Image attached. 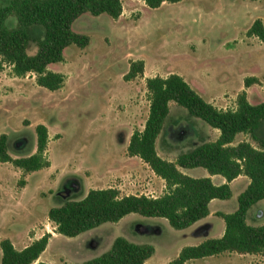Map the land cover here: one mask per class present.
Listing matches in <instances>:
<instances>
[{
  "label": "rangeland",
  "instance_id": "1",
  "mask_svg": "<svg viewBox=\"0 0 264 264\" xmlns=\"http://www.w3.org/2000/svg\"><path fill=\"white\" fill-rule=\"evenodd\" d=\"M7 1L0 0V4ZM257 19L264 23V0H182L157 8L143 0H123L118 19L86 12L74 21L72 30L88 35L90 44L86 48L72 44L65 48L63 61L48 65L49 71L65 75L61 89L50 91L37 84L35 74L20 77L6 66L0 75V134L8 135L13 157H25L36 151V126L45 124L51 166L24 175L12 163L0 162V240L10 238L20 245L28 237L56 233L49 210L68 199H82L91 189L156 193L147 187L154 183L152 173L127 153L132 133L144 128L149 115L148 77L180 74L205 100L221 109L235 108L243 90L250 103L263 102L264 43L247 33ZM16 24L17 19L11 17L9 25ZM36 51L32 43L29 53ZM133 60H144L145 73L127 81L125 74ZM251 76L259 82L246 88L245 79ZM194 118L185 107L171 102L157 147L163 150L167 136L177 139L185 133L187 137L179 142L181 149H192L197 140L208 135L203 128H211ZM192 125L197 128L196 135ZM259 135L264 136V126ZM243 140L256 144L244 133L237 134L234 144ZM207 172L203 167L191 171L196 176ZM20 180H25L24 187ZM221 180L223 176L217 175L213 183L221 185ZM249 180L245 176L235 181L232 197L216 199L212 209L237 210L238 196ZM205 222L212 224L207 238L221 237L225 221L218 212ZM247 222L264 224V199L250 208ZM192 230L175 229L163 217L132 213L76 237L59 234L42 258L51 264L82 262L101 255L122 236L155 247L148 264H167L183 247L200 243ZM187 264H264V256L225 253Z\"/></svg>",
  "mask_w": 264,
  "mask_h": 264
},
{
  "label": "trees",
  "instance_id": "2",
  "mask_svg": "<svg viewBox=\"0 0 264 264\" xmlns=\"http://www.w3.org/2000/svg\"><path fill=\"white\" fill-rule=\"evenodd\" d=\"M149 7L182 0H143ZM106 13L118 19L123 13V0H8L0 4V72L10 66L17 76L35 74L39 86L50 91L61 89L66 77L49 71L48 65L64 59L66 47L75 44L86 48L90 37L72 30V24L83 13ZM17 19L16 26L9 19ZM249 36L264 43V23L257 19L248 30ZM37 51L29 53L31 44ZM144 60L130 62L125 74L127 81L144 76ZM259 79H245L250 87ZM150 101L149 115L142 130H135L127 153L140 157L150 169L166 181V191L159 197L145 194H122L115 187L91 189L82 199H68L49 210V219L56 233L76 237L108 222H119L137 213L146 217H163L175 229H186L210 214V202L227 200L233 195L230 182L240 175L250 183L238 196V208L232 213L218 212L225 221L222 237L208 238L198 245L183 247L179 255L167 264H187L189 261L225 253L264 256V224L253 226L247 222L250 208L264 199V101L250 103L247 91L238 94L235 108L221 109L205 100L186 79L177 73L156 75L146 79ZM185 107L189 116L199 118L220 130L218 139L204 142L179 154L175 161L161 157L157 140L164 131L170 114V104ZM35 153L13 157L9 152L8 135L0 134V162L12 163L23 174L51 166L47 157L49 130L40 123L36 126ZM249 135L250 140L234 144L237 134ZM205 168L211 175H222L226 183L215 185L211 177H192L180 168ZM20 187L25 180H20ZM51 233H45L23 249H17L10 238L0 242L2 264H51L39 261L46 250ZM156 249L152 244L134 243L119 236L101 255L82 261L63 264H148Z\"/></svg>",
  "mask_w": 264,
  "mask_h": 264
},
{
  "label": "crops",
  "instance_id": "3",
  "mask_svg": "<svg viewBox=\"0 0 264 264\" xmlns=\"http://www.w3.org/2000/svg\"><path fill=\"white\" fill-rule=\"evenodd\" d=\"M0 75H1V72H0ZM211 103H212V101H211ZM214 105H215V104H214ZM170 111H171V104H170ZM193 121H199V120L196 119V118H194ZM199 123H200V121H199ZM201 125H202V126H205V124H204L203 122H201ZM192 126H193V125H192ZM205 128H206L207 131H208V135H205L204 137L200 138L201 141H198V140H197V142L195 143L196 145H194V147H195V146H198V145H200V144H202V143H204V142L214 141V140L218 139V137H219V135H220V130H218V129H216V128H213V127H211V128H207L206 126H205L203 129H205ZM192 129H194V130L192 131L193 134L196 135V133H197V128H196L195 126H193ZM211 133H213L214 135L212 134L213 136H211ZM184 134H185V133H184ZM184 134H180V136H179L177 139H173L170 135L167 136V137L165 138L166 140L163 141V142H164V145H165V147H164L163 150H160V149L157 147L158 145L156 144L157 151H158L159 155H160L161 157L167 159V160L175 161L176 158H177V156H178L179 154L188 151V150H185V149H181V148H182L181 146H182V143H183L182 140H184L185 137H187V136H185ZM189 136H190V135H189ZM188 138H189V137H188ZM158 140H159V138H158ZM158 140H157V143H158ZM179 142H182V143L179 144ZM178 144H179L180 146H179ZM131 158L139 159V161H141V163L143 164L142 168L145 167V170H146V168H147V169L152 173V175H153V177H154V179H153V180H154V183L150 184V185L147 186V187H148V190H151V191L155 190V191H156V193L152 192V193H132V194H145V195H147V196H151V197H159V196H161L162 194H164L165 191H166V181H165L163 178L157 176V175H156V174L150 169V167H149V166H148V165H147V164H146V163H145L140 157H138V156H132ZM180 169H181L185 174L190 175V176H192V177L210 176L211 179H212V181H214L215 177L217 176V175H211V174H209V172H207V174H205V175H199V176H196V175H193V174L191 173V171H193V168H180ZM242 177H245V175H240L238 178H236V179H234L233 181H231V182H230V185H232V184H233L235 181H237L238 179H242ZM224 181H226V179L223 177V180L220 181V182H222L221 184H223ZM249 181H250V180H249ZM216 184H220V183H216ZM215 201H216V199H214V200H212V201L210 202V206H209V207H210V214H209L207 217H205V218H203V219L197 221L196 223H194L193 225H191L190 227H188L189 229H190V228H193L192 233H193L194 235H196V236L199 238L200 243H201L202 241H204L205 238L208 239V238H207V236H209V235H208V234H209L208 229H209V228L211 229V227H212V224L205 222L206 219H209L212 215H214V214L217 213V212H223V211H221V210H219V209H215V210L212 209V205L215 203ZM223 213H227V212H223ZM102 225H103V224H102ZM96 228H97V227H96ZM94 229H95V228H94ZM86 232H87V231H86ZM224 232H225V229L222 228V229H221V237L223 236ZM57 235H59V233H55V232H53L52 237L50 238L49 244H50L52 238L55 237V236H57ZM40 237H41V236H35L34 238L28 237V238L22 240V242H21L20 245H18V243H17L16 241H14V240H12V239H11V240H12L14 246H15L17 249H23V248L26 247L28 244H30L32 241H34L35 239H39ZM1 240H2V239H1ZM1 240H0V242H1ZM49 244H48V245H49ZM46 249H47V248H46ZM43 253H44V252H43ZM43 253H42L41 256L39 257L38 262H39V261H43V258H42Z\"/></svg>",
  "mask_w": 264,
  "mask_h": 264
}]
</instances>
